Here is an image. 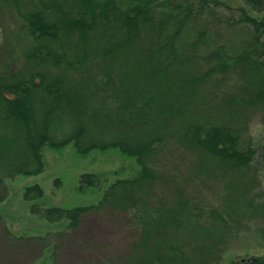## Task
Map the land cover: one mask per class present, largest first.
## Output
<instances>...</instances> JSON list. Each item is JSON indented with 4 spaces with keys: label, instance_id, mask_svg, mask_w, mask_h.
Instances as JSON below:
<instances>
[{
    "label": "trees",
    "instance_id": "16d2710c",
    "mask_svg": "<svg viewBox=\"0 0 264 264\" xmlns=\"http://www.w3.org/2000/svg\"><path fill=\"white\" fill-rule=\"evenodd\" d=\"M242 2L0 0L19 20L16 49L24 42L0 68V202L6 180L44 172L46 147L117 150L138 166L109 186L82 174L79 191L103 190L88 206L40 208L44 190L27 187L32 212L60 229H6L5 243H39L42 264H58L94 240L81 229L111 215L125 238L103 264H221L232 240L264 222L259 150L245 140L252 117L264 121V0ZM235 29L247 40L228 41ZM64 117L74 127L56 142Z\"/></svg>",
    "mask_w": 264,
    "mask_h": 264
},
{
    "label": "rangeland",
    "instance_id": "374dc122",
    "mask_svg": "<svg viewBox=\"0 0 264 264\" xmlns=\"http://www.w3.org/2000/svg\"><path fill=\"white\" fill-rule=\"evenodd\" d=\"M228 1L237 7L244 6L242 0ZM0 5V68L3 70L7 69L6 62L9 63L14 55L21 54L24 42L20 45L21 48L16 49L18 40L16 35L20 32L19 20L16 22L15 16L17 15L14 10L9 9L6 5ZM246 40V31L235 29L228 41H235L233 44L238 45ZM23 62V59L18 61L20 66L16 67L17 70L22 67ZM222 95L230 98L229 92ZM44 113L45 109L41 108L40 117ZM69 118L71 121L74 120L72 116ZM72 127L74 124L68 121L67 117H64L62 123L55 122V129L51 132L56 142L64 141ZM245 140H251L250 145L259 150L254 165L260 170L261 188L264 192V121L259 116L252 117L249 133L245 136ZM43 158L45 169L41 174L19 176L5 181L8 198L0 202V264H42L46 257V253L44 254L40 250L39 243L37 246L34 242L22 243L21 246L12 242L5 243L4 230L7 229L16 238H22L54 236L60 229V224L52 225L32 212L34 203L27 202L23 198L24 190L27 187L38 184L44 190V197L37 202L40 208L72 209L97 204L103 195V190L100 189L79 191L82 174L96 173L102 177V184L109 186L114 181L130 177L138 171L134 160L128 159L120 151L93 149L89 153H81L74 142L61 148L46 147L43 151ZM231 177L225 179L227 185H238V180ZM231 194L234 195L233 192ZM232 201H236L235 196L232 197ZM232 213L240 212L233 210ZM258 216L263 218L261 214L256 215V217ZM110 218L112 221H105L102 224L95 223L92 226L87 225L86 229H81L79 234L89 235L91 238H88L94 240L91 244L88 243L85 247H81L74 258L67 252L61 253V264H103V260L113 255L116 248L114 243L118 241L123 243L125 235L121 226H116L121 223V218L116 220L111 215ZM7 239L15 240L12 237ZM50 242L52 243V241ZM48 245L49 242H45L42 247L47 248ZM35 247L38 249L36 252L33 251ZM258 258H264V222L259 221L255 224L252 223L247 232H243L230 242L221 264H245ZM60 260L57 258L58 264H60Z\"/></svg>",
    "mask_w": 264,
    "mask_h": 264
}]
</instances>
